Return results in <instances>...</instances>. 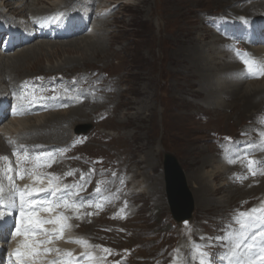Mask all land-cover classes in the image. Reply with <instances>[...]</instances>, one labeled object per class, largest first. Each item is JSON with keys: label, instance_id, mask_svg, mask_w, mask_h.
<instances>
[{"label": "rangeland", "instance_id": "1", "mask_svg": "<svg viewBox=\"0 0 264 264\" xmlns=\"http://www.w3.org/2000/svg\"><path fill=\"white\" fill-rule=\"evenodd\" d=\"M24 1L2 0V3L8 2L10 11L16 9V16L20 9L15 6ZM70 1H75L77 7L84 10L95 6L94 34L81 39L98 36L100 32L101 39L95 37L92 40L101 43L100 46L106 54H100L98 57L87 54L90 58L84 63L82 57H87L86 54L75 50L67 54L66 51L72 48V44L68 45L62 41L64 46H56L57 52H60L59 56L52 58L53 56L47 55L39 62L36 71H26L24 74L34 77L40 73V76L45 78V70L54 69L51 76H77L82 83H76L73 87H90L100 98L110 99L113 116L92 129L93 108L100 103L93 107L90 105L89 108L82 107L84 113L78 120L74 117V121L67 120V123L63 124L67 132L62 138L39 140L30 137L24 141L59 145L60 142L52 141L62 139V145H66L71 141L72 134L82 132L83 127L91 125L89 134L92 131L97 132V136L91 133V139L95 137L92 143L77 150L73 155L80 157L85 152L102 159L114 158L118 165H96L91 163L92 159L73 165L79 166L81 173L92 170L100 172L101 175L108 173L109 177L117 181L127 178L130 186L135 182L137 189L142 191L138 198L126 201L136 206L134 211H130L131 216L128 219L112 224V217L101 218L95 223L96 227L108 226L106 228L110 234L121 227L120 233L111 235L112 241L108 237L104 242L109 245L108 249L125 257V264H167L172 254L170 250L175 242L179 245L180 241L189 243L192 240L187 247L191 251L203 246L222 249L223 253H230L228 247L233 251L238 248L239 251L244 250V246H240V239L241 235L247 236L249 233L246 225L249 217L244 215L241 217L242 221L237 217L243 211L245 213L258 206L257 200L264 192V171L255 173L256 185L249 190L244 188L245 192L251 191L247 197L244 196L246 194L240 184L231 187L226 183L227 170L223 169L218 143L237 141L241 127L253 119V116L250 119L241 117L244 111L242 107L224 111L208 110L211 108L207 105L214 103L210 100L217 86L216 80L220 75L224 76V64L234 68L239 65L233 63V66L224 59L222 67V64L214 62V56L208 53L207 49L219 43V39L213 35L214 24L217 26L224 15L244 13L235 11L234 7H241L250 1H235L234 6H230L229 0H94L95 3L91 0ZM58 2L64 6L68 5L65 1ZM31 4L34 5V11H46L54 7V0H44L42 4L31 0ZM115 5L117 7L114 10L112 7ZM206 13L213 18L210 21L213 23L212 33L205 27ZM79 39H76L78 42L73 45L82 44ZM47 44L54 46L58 42ZM48 49L49 52L56 51ZM225 56H228V53ZM65 60L67 64L63 63ZM29 66L30 64H27L24 69L27 70ZM58 66L66 68L62 74H55L59 71ZM231 73L234 76V72ZM15 82L17 79H14ZM128 88L135 91H129ZM227 101L232 103L231 100ZM260 112L261 110L257 114ZM66 113L61 112L62 115ZM47 117L49 115H40L34 117L39 120H12L7 124L17 121L18 128L22 129L26 122L27 125H34L43 122V118ZM78 121L79 123L73 126ZM7 124L2 128L8 126ZM217 134L223 136L218 137ZM214 135L216 139L213 138ZM166 154L176 159L183 179L185 177L186 190L183 188L181 191L184 203L189 200L187 194L192 198L190 217L193 222L192 231L188 234L177 227L179 222L173 218L171 212L168 184L163 170V158ZM21 158L24 164H29L26 155ZM258 159L255 156L253 161L255 171L260 167L264 170V161L258 164ZM204 162H210L213 166L217 165L223 169L219 173L221 180H217L214 185L207 179L210 175V164L201 167ZM174 174L176 176V173ZM258 180L263 182L260 184ZM170 184L175 200V182L172 180ZM258 185L259 187H256ZM214 189L220 191L214 193ZM253 189L258 190L254 192ZM131 192L136 194V190L131 189ZM123 202L122 197L119 205ZM92 227L94 225L82 228L88 234L86 236L91 237L93 241L94 237L100 239L99 232ZM227 234L230 235V243ZM183 250L185 251V246L182 252ZM230 254L236 257L234 253ZM234 260L232 259V262ZM241 260L239 259L237 264H240Z\"/></svg>", "mask_w": 264, "mask_h": 264}, {"label": "bare ground", "instance_id": "2", "mask_svg": "<svg viewBox=\"0 0 264 264\" xmlns=\"http://www.w3.org/2000/svg\"><path fill=\"white\" fill-rule=\"evenodd\" d=\"M39 4L43 3L44 0H36ZM52 1V0H51ZM61 1H65L68 5L72 4L73 1L71 2L70 0H61ZM92 2L95 3L94 0H91ZM231 1V3H230ZM235 1H237V3L239 2H249L246 4H243L241 7H234L235 11L237 12H244L242 14H235V16H240V19L244 16H250V17H255V14L258 12H262L264 10V0H229L230 6H234L236 3ZM0 9H3V13H10L13 14L15 13L16 9H13L12 11L8 10L10 4L8 2H4L2 3V0H0ZM235 3V4H234ZM24 8L20 9L18 14H16V17H22L27 14L30 15H42V14H47V13H51L60 10L64 7V5H61L60 2H58V0H54V4H53V8L46 10V11H38L35 9L32 10L34 8V5L31 4V0H25L24 1ZM66 6V4H65ZM73 6V5H70ZM33 7V8H32ZM22 15V16H21ZM96 30L97 27H96ZM90 34H94V31H92ZM99 38V40L101 39L100 37H102V34L99 32L98 36L94 35L91 37H87V38H83V39H79L82 40V44H78V45H73L76 44L78 41H68L66 42V44H72V48L71 49H67L66 53L70 54L72 53L73 50L75 51H80L81 53H85L87 57H82V59H84V63L87 62V59H89V55L90 54L93 55L94 57H98L100 56V54H106L105 51L102 49V46H100L101 43H96V41H93L92 39L94 38ZM112 39V38H110ZM97 40V39H96ZM86 41V42H83ZM102 41V40H101ZM48 42H39L37 45L31 46V47H27L25 49H22L21 51L17 52L14 55H10V56H2L0 55V88H3L5 90L6 87H8V85H11L12 83H14V79H17V81L21 80V79H27V78H31V77H27V74H24L26 71H29L30 73L36 71L38 68V64L39 62H41V60L46 57L47 55L49 57L53 56L52 58L59 56L60 52H57V47L59 45H63L64 42L55 44L53 45H49L47 44ZM57 43V42H56ZM85 43V44H84ZM82 45V46H80ZM53 46V47H52ZM64 46V45H63ZM48 48H52L55 49V52H49ZM57 52V53H56ZM207 52L210 53L212 56H214V62L217 64H223L224 59H226V61L230 62L233 66V63H237L235 61V59L233 58V56L230 54H228V56L223 55V52L220 47L218 46V42L217 44H214L212 46L211 49H207ZM103 58V57H102ZM86 61V62H85ZM31 62L33 64H31ZM68 62V61H67ZM72 62V61H71ZM64 64L66 63V60L63 62ZM69 63V62H68ZM6 64V66H5ZM29 65V67H27L28 69L25 70V66ZM62 64V65H64ZM22 65V66H21ZM87 66V65H86ZM225 69L224 71L222 70V72L224 73L223 75H220L217 80H216V88L214 89L213 93H212V98L210 100V102H213V104L211 105H207L208 110H214V109H222L223 111L226 109H235L242 107L244 109L243 113L242 112V116L241 117H247V118H251V116H253V114H256L257 112H259L263 106V99H264V79H262L261 81H257V82H243L240 81L238 79L235 78V76L232 75L231 72H235L237 69H239L240 66L237 67H227L225 64ZM50 68V67H49ZM54 68V67H53ZM59 71L57 70V72H55V74H62V72L65 71V67L63 66H58ZM94 69V68H93ZM42 70V69H41ZM56 70V69H55ZM64 70V71H63ZM24 71V72H23ZM54 69H50L48 71L45 70V72H47V76H51L54 74ZM229 71V75H227ZM41 75L40 73L35 74V76H39ZM22 76V77H20ZM43 76V75H42ZM46 76V77H47ZM26 81V80H24ZM205 82H209V80H204ZM128 90L130 91H135L132 88H128ZM6 92V91H5ZM227 100H231L232 103L228 102ZM125 105V102H124ZM84 113L83 109L77 108L74 109L72 111H69L66 113V115H62L60 114H50L49 117L47 118H43V122L38 123V124H34V125H27V122L24 123L22 129L18 128L17 125V121H13L10 124H7L8 126H5L4 128H2L0 130V153L3 151V149L5 148V143H4V137H8L10 135V137H12V143L11 144H15V143H20V144H24L26 146H29V141H24V140H28V138L33 137V138H39V140H41L40 138L45 139H55V138H62L64 133L67 132V130L63 127V124L67 123V120H73L74 121V117L80 118V116H82V114ZM94 112H92L93 114ZM235 113V112H234ZM89 116H87L88 118ZM240 117V116H239ZM86 118V119H87ZM238 118V117H237ZM45 119V120H44ZM31 121V120H39L38 118H29V119H25L24 121ZM39 122V121H38ZM30 123V122H29ZM78 122H76L74 125L78 124ZM21 124V123H20ZM19 124V125H20ZM26 125V126H25ZM91 127V125H90ZM90 127H83L81 128V131H78L79 134H86L88 132V130H90ZM44 133V134H42ZM78 133L76 132V135H78ZM73 135V134H72ZM15 140V141H14ZM50 142L44 143L45 145H53V144H49ZM161 143V142H160ZM261 145H263L261 143ZM262 149V148H259ZM259 158V155L257 156ZM264 161V157L263 158H259L258 159V164H261V162ZM210 164V162H204V165H202L201 167H206ZM210 166V171L208 172L210 175L207 177L208 182L212 185L215 184V182L217 180H221L219 173L221 172V170H229L228 167L223 165V169L219 166H213L212 164L209 165ZM259 168V166H258ZM203 181V178H202ZM186 185V181H185V177H184V182H182ZM140 187V186H138ZM221 189V188H220ZM220 189H214V193H218L220 191ZM261 189V188H258ZM258 189H253V191L255 192V190L257 191ZM248 190V189H247ZM261 191V190H259ZM242 191H240L241 193ZM243 192L246 194L244 196L247 197V194H249L251 191H246L243 189ZM168 193V198L170 200V206H171V212L174 214V216H181L184 215L183 213L186 211V208L188 205L191 204H187V200L186 202H182L180 203V200L178 198H175V200L173 199V192H171L170 189L167 190ZM262 193V192H261ZM191 198V196H189ZM192 200V198H191ZM174 218V217H173ZM176 219V218H174ZM177 220V219H176ZM178 222V220H177ZM259 232H261V227H259ZM248 235V234H246ZM259 239H256L255 241H252L253 244L255 243V245L258 243ZM262 257L258 258L259 260Z\"/></svg>", "mask_w": 264, "mask_h": 264}, {"label": "snow or ice", "instance_id": "3", "mask_svg": "<svg viewBox=\"0 0 264 264\" xmlns=\"http://www.w3.org/2000/svg\"><path fill=\"white\" fill-rule=\"evenodd\" d=\"M56 97H53L55 99ZM34 102H41L39 99L34 100ZM64 106V105H61ZM249 163H253V161H249ZM11 170V169H10ZM71 175V173H69ZM81 180H84L83 176L81 177ZM87 183V181H85ZM68 187V186H65ZM83 187V185H81ZM18 198H19V207H18V214L20 216V221L18 224L15 226L14 232L15 235H24L26 238H31L32 235H35L38 231L43 230V225L46 223L49 224H59L61 229L64 227V221L66 220V217L64 216H57L55 219H49V220H42L37 212L35 211V207L37 206L38 202L36 199H31L33 196L34 192H45L49 191L52 197H55L57 192L60 191L59 187L53 186L51 183L49 185L48 189L40 188V189H32V190H18ZM99 191V189H97ZM2 194H3V189L0 188V207H2ZM28 197L29 199H26ZM27 206L28 209H30L29 212L25 211V207ZM42 206V205H41ZM67 203H65V207H67ZM99 207V205H97ZM16 208L15 203L12 205L8 206V215L12 214V209ZM45 212L51 213L53 212V208L51 206L45 207L44 208ZM255 212V209H253ZM5 213L3 211H0V220L4 218ZM245 215V214H242ZM249 224L250 225H259L262 220L259 217H250L249 218ZM253 241L256 240V236L252 237ZM25 247H32V251L29 252H22L18 248L16 252L14 253L16 259L19 261V264H26L25 260L23 259L25 256L31 258L34 255H36V252L34 250V245H25ZM239 247V245H237ZM251 247V245L249 246ZM105 251H110L109 249H105ZM264 252V249L261 250ZM259 264H264V257H262L259 261Z\"/></svg>", "mask_w": 264, "mask_h": 264}, {"label": "water", "instance_id": "4", "mask_svg": "<svg viewBox=\"0 0 264 264\" xmlns=\"http://www.w3.org/2000/svg\"><path fill=\"white\" fill-rule=\"evenodd\" d=\"M163 170L165 172V176H166V180H167V184H168V189L171 190V184L170 183L173 180L175 182V186H176L175 198H178L180 200V203H181V200H182V202H184V195L181 192L183 190V188H185V184L182 183V182H184V179H183L182 171H181L176 159L173 156H171L169 154L164 155ZM174 173H176V176ZM179 190H180V192H179ZM185 190H186V188H185ZM186 193H187V191H186ZM187 195H188L187 199L189 198V200H187V204L188 203L191 204L189 194H187ZM191 211H192L191 205H188L186 208V211L183 213L184 215H181L179 217L175 216V218L178 220L179 223L184 222V221H191V217H190Z\"/></svg>", "mask_w": 264, "mask_h": 264}]
</instances>
